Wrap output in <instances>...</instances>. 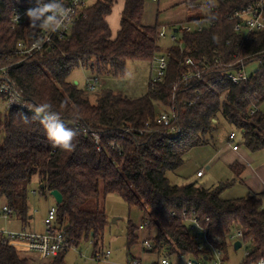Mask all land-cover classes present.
I'll list each match as a JSON object with an SVG mask.
<instances>
[{"label":"trees","instance_id":"trees-1","mask_svg":"<svg viewBox=\"0 0 264 264\" xmlns=\"http://www.w3.org/2000/svg\"><path fill=\"white\" fill-rule=\"evenodd\" d=\"M30 1L33 0H0V66L8 67L28 105L27 110L14 109L7 115L0 111V199L14 210L21 223L28 226L31 222L29 185L35 176L42 196H50L54 190L61 192L63 201L55 205L56 225L66 227V238L73 246L84 240L97 246L103 240L109 218L105 212L90 210L87 205L118 194L130 208L143 213L140 225L149 221L145 239L152 241L153 249L143 247L146 253L198 254V233H193L188 222L196 216L200 231L223 252L229 233L235 228L243 229L253 248L244 264L259 261L264 256L262 195L222 198L227 188L242 182L241 165L231 166L235 174L232 180L212 187L197 182L174 184L166 176L182 167L184 156L191 149L214 141L219 116L242 133L240 145L248 152L264 151V65L250 75L247 83L234 85L223 79L230 63L245 60L251 65L264 59V31L243 38L234 31L235 22L227 17L249 0L218 3L217 10L210 9L209 16L190 19L208 18L215 26L182 34L183 47L170 49L165 78L145 96L128 99L101 91L94 102L87 89L68 80L75 69L84 67L119 76L129 61L153 62L159 55L161 28L158 23L143 25L145 0H125L115 37L107 17L117 0H95L75 19L68 39L57 41L43 55L23 60L17 43L31 42L34 33L28 26L12 31L8 19L16 7ZM198 1L187 0V7L193 10ZM186 57L197 65H184ZM207 67L210 72H206ZM199 71H203L201 77L192 79L188 86L179 84L188 72ZM5 101L6 96L0 93V106ZM44 103L50 104L75 131V124L81 122L97 133L100 149L90 133L80 131L73 141L74 151L53 147L38 122L25 123L22 119V115L32 116L30 108ZM159 103L175 112L172 126L178 132H171L172 126L154 125ZM255 107L258 110L251 115ZM136 231H140L139 226L129 228V245L138 244ZM66 254L68 251L47 264H66ZM0 264H28L3 236Z\"/></svg>","mask_w":264,"mask_h":264},{"label":"rangeland","instance_id":"rangeland-1","mask_svg":"<svg viewBox=\"0 0 264 264\" xmlns=\"http://www.w3.org/2000/svg\"><path fill=\"white\" fill-rule=\"evenodd\" d=\"M95 0H90L92 5ZM187 0H145L142 23L144 26H154L157 23L160 28L166 29V37L158 39L160 48L159 55L170 57V49L176 46L172 41L171 36L174 33V26H180L190 22L193 18H204L208 16L207 1L199 0L197 6L192 10L187 7ZM125 6V0H117L113 6V15L110 18V26L115 34L120 24L116 25V19L122 18V13ZM203 25H207L203 20ZM160 29V30H161ZM182 32L177 33L178 40L182 38ZM260 67V64L255 61L248 66V72L251 75ZM156 75V63L149 61H129L124 69V74L115 76L111 73H98L90 68L80 67L74 70L70 75L69 81L77 83L79 88L87 89V79L98 77L101 89L96 92L89 93L92 102L101 91L114 92V94L122 95L128 99H139L145 96L150 89V82ZM161 108L158 105V109ZM264 112V104L261 106ZM165 109V108H164ZM160 110V109H159ZM158 112V111H157ZM218 131L214 135L213 141L204 146H197L187 152L184 156V163L175 172H167V178L174 184L183 183H199L206 187L219 185L221 182L231 180V170L226 167L222 160L218 159V150L222 145H230L231 147L238 146L242 141V133L234 126L226 122L222 116L217 119ZM234 134V139H229L230 135ZM262 152V151H261ZM263 153V152H262ZM264 154V153H263ZM261 155V154H259ZM216 157V158H215ZM213 158V161H212ZM211 161V162H210ZM212 164V165H211ZM211 166V169H208ZM203 171L204 177L198 178L197 173ZM29 206L30 217L32 219L27 226L32 233H43L45 231L44 221L51 206L56 205L52 196H42L40 194V184L37 177L34 176L29 185ZM248 196L245 193V188L240 185H234L227 188L222 198L231 200ZM6 204L4 199H0V210ZM264 207V204H263ZM87 208L90 210L99 209L105 212L109 218V225L106 227L103 240L97 246L91 240L80 242L75 248H72L66 254V264H112L114 261L117 264H127L132 259L133 250L138 247L137 244L129 245L128 232L131 226H139L144 217L143 213L137 208H130L118 194H109L100 200H94L88 203ZM17 216H13L8 220L0 221V229L6 232H19L23 230V224ZM139 224V225H138ZM140 235L138 244H143L147 230L136 231ZM107 251H111L112 256L108 261L98 262L95 260L96 254L102 255ZM253 248L250 243H246L239 250H235L231 244L223 252L225 264H244L248 259L247 252H252ZM153 264L160 263L162 257H167L171 264H187V256L165 255L158 256L156 253H148ZM136 260V259H132ZM49 262V261H48ZM47 262V263H48ZM139 263V261H136ZM45 263V264H47ZM141 263V262H140ZM143 264V263H142Z\"/></svg>","mask_w":264,"mask_h":264},{"label":"built area","instance_id":"built-area-1","mask_svg":"<svg viewBox=\"0 0 264 264\" xmlns=\"http://www.w3.org/2000/svg\"><path fill=\"white\" fill-rule=\"evenodd\" d=\"M153 2H157L158 0H152ZM236 1V0H235ZM234 0H209L207 1V9L208 16L210 9L216 11V5L218 3H233ZM90 0H63V4L66 8L71 9V13L68 19L64 22V24L55 32L49 29H39L32 30L33 31V39L29 43H25L24 41H19L17 43L18 54L22 59H27L29 57L35 55H43L48 51H51L55 46L57 41L68 39L70 32L72 30V26L76 18L84 14V11L87 10L91 5L89 4ZM34 5V0L28 2L25 5H21L14 9L8 19L10 23V29L12 31H17L23 27L29 26V20L25 16V12L29 7ZM228 19L230 21L235 22L234 31L236 33L241 34L243 38L246 36L257 34L264 31V0H249V2L240 6L238 9L234 10L231 14H229ZM207 25H203V20L190 21L189 23L182 24L180 26H174L173 28L178 30V32L172 33L171 39L176 43L179 47H183V42L178 40L177 33L182 32L185 33H197L202 32L204 29H208L209 27H214L215 23L211 19H204ZM174 30V31H175ZM36 35V36H35ZM160 38L166 37V29L162 27L159 32ZM264 54V52H263ZM236 56H233L235 58ZM22 60V61H23ZM169 58L165 55H158L154 59V63H156V75L152 78L150 82V88L153 89L159 82H161L167 73L169 66ZM184 65L194 67L197 65L193 59L186 57L184 60ZM260 65H264V59H260L257 61ZM205 66L206 64L203 62H199ZM247 62L245 60H240L236 63H230L226 66L227 70L224 72L223 79L231 82L234 85H239L241 83H247L250 77L248 72ZM206 72H210L211 70L207 67ZM204 70V71H205ZM199 72H188L179 80V84L184 86H188L192 79L195 77L200 78L201 73ZM17 84L11 78L8 67L0 66V93L6 96L5 103L0 106V111L4 115L14 109H22L27 110V106H21L17 103H10V101L16 97L17 95L22 96L20 91L18 90ZM176 85L175 88H177ZM101 89V84L99 83L98 77L94 79H87V91L89 93L96 92ZM25 101V99L23 98ZM161 108L158 109L154 116V125L157 127H171L173 125V121L176 118V114L173 110L166 109L164 105L159 103ZM165 108V109H164ZM258 110V108H254L251 110V115ZM75 129L77 131L82 132L83 134L90 133L93 137V142L100 149L101 140L100 136L92 132L85 125H82L81 122H77L75 124ZM179 129L176 126L171 127V132H178ZM230 139H234L235 135L231 134ZM116 147V142L111 143V148L114 149ZM198 178H201L204 174L203 171H199L197 174ZM14 210L7 204H5L0 210V221L8 220L14 216ZM195 215V213H193ZM56 217H57V207L52 206L48 209L47 216L44 221L45 231L43 233H35L28 230L27 226L23 225V230L17 232H6L0 229V236L5 237L8 240L9 246L15 248L22 259H25L28 264H45L49 260L54 257L59 256L61 253L65 251H69L76 246H73L66 238V227H59L56 225ZM190 223V229L193 233L197 234L196 241L199 242L198 246V254H190L188 255L187 264H225V260L223 259V251L215 248L212 243H210L207 238L204 236V232L200 231L199 221L196 216L188 219ZM149 225V221H144L140 226L139 230H145ZM202 233V234H200ZM227 245H236V242H241V248L249 241L245 239V231L240 228L233 229L227 239ZM152 241L145 239L143 242V247L146 249H153ZM252 252H247L246 257L248 258ZM112 256L111 251H107L102 253V255L96 254L95 260L98 262L108 261ZM138 260H129L128 264H140V262H136ZM157 264H171L170 260L167 257H162L160 263ZM252 264H264V256L260 258L259 261Z\"/></svg>","mask_w":264,"mask_h":264},{"label":"clouds","instance_id":"clouds-1","mask_svg":"<svg viewBox=\"0 0 264 264\" xmlns=\"http://www.w3.org/2000/svg\"><path fill=\"white\" fill-rule=\"evenodd\" d=\"M70 13L71 9L64 6L63 0H34V5L26 10L25 16L29 20L30 29H49L55 32L68 19ZM10 103L27 106V102L19 95ZM29 110L32 112L31 117L22 115L25 123L38 122L44 128L53 147L68 152L75 150L76 145L73 141L79 133L66 125L60 115L52 110L50 104L35 105Z\"/></svg>","mask_w":264,"mask_h":264},{"label":"crops","instance_id":"crops-1","mask_svg":"<svg viewBox=\"0 0 264 264\" xmlns=\"http://www.w3.org/2000/svg\"><path fill=\"white\" fill-rule=\"evenodd\" d=\"M112 15H113V11H112V14L107 17V22L109 23V26H110V18ZM120 22H121V17H120V20L116 19V25L120 24ZM119 30H120V25L117 28L116 33H118ZM111 31H112L113 37H115L116 34L113 32V29H111ZM230 138L231 137H229V139ZM242 142H243V139L240 144H242ZM240 144L234 147H231L230 145H223V146L221 145L217 153L218 159L222 160L224 165L230 168V170L232 169L231 166L235 164L241 165L243 168L242 174L240 177L242 182L239 184L245 188V193H247L248 196L252 194L262 195L263 200H264V154H263L264 151L262 150L263 153L261 151L255 152V153H252L250 151L248 152V150ZM212 161H213V158H212ZM211 168H212L211 166H208V169H211ZM202 177H204V175ZM234 177H235V174L231 170V175H230L231 180ZM29 219L31 220L32 216ZM137 246L138 247H135V249L133 250L134 254L132 255V259L138 260L139 262H141L140 264L142 263L143 264H153V262H151L149 254L146 253L145 249L143 248V245L137 244ZM112 264H117V262L114 261Z\"/></svg>","mask_w":264,"mask_h":264},{"label":"water","instance_id":"water-1","mask_svg":"<svg viewBox=\"0 0 264 264\" xmlns=\"http://www.w3.org/2000/svg\"><path fill=\"white\" fill-rule=\"evenodd\" d=\"M174 32L176 33V32H178V30L176 29ZM50 196H52L54 198L56 204H61L63 201V196H62L61 192H59L57 190L52 191L50 193ZM200 234H202V233H200ZM235 244L236 245H234V249L239 250L241 248V245H242L241 242H236Z\"/></svg>","mask_w":264,"mask_h":264}]
</instances>
